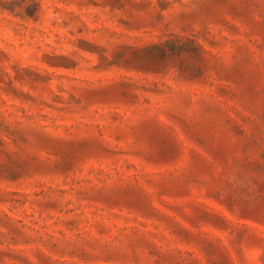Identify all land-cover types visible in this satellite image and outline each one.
<instances>
[{
    "label": "rangeland",
    "instance_id": "1",
    "mask_svg": "<svg viewBox=\"0 0 264 264\" xmlns=\"http://www.w3.org/2000/svg\"><path fill=\"white\" fill-rule=\"evenodd\" d=\"M0 264H264V0H0Z\"/></svg>",
    "mask_w": 264,
    "mask_h": 264
}]
</instances>
